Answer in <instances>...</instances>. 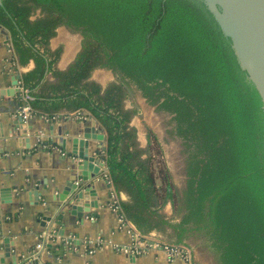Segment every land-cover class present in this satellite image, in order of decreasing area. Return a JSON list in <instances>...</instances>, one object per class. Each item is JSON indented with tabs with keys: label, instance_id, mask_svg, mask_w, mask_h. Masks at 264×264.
Wrapping results in <instances>:
<instances>
[{
	"label": "trees",
	"instance_id": "1",
	"mask_svg": "<svg viewBox=\"0 0 264 264\" xmlns=\"http://www.w3.org/2000/svg\"><path fill=\"white\" fill-rule=\"evenodd\" d=\"M32 111L87 110L105 132L118 213L141 233L170 229L171 244L204 237L219 264H264V158L242 68L202 0H2ZM82 36L68 64L57 28ZM97 68L114 73L105 83ZM138 91L171 114L185 152L175 184L154 132L131 122ZM124 193L126 198H120ZM170 203L174 216L165 211ZM170 243V242H169Z\"/></svg>",
	"mask_w": 264,
	"mask_h": 264
},
{
	"label": "crops",
	"instance_id": "2",
	"mask_svg": "<svg viewBox=\"0 0 264 264\" xmlns=\"http://www.w3.org/2000/svg\"><path fill=\"white\" fill-rule=\"evenodd\" d=\"M1 28L4 27L0 26V264H186L183 257L171 258L154 247L153 243L173 240L170 229L141 234L130 221H120L118 211L112 207L113 202L118 203V197L108 170L92 181L96 197L92 205H84L82 216L65 205L63 193L80 172L79 161L71 153L72 139L83 137L87 127L91 133L93 128H100L98 121L84 109L61 111L52 117L32 111L21 77L34 66V60L23 66L16 63L10 33L5 28L7 39ZM54 38L51 47H63L57 62L63 68L79 46L69 54L65 44L56 43ZM91 77L97 79L93 73ZM16 85H21L22 90L11 89ZM25 106L30 109L27 116L22 113ZM135 118L131 123L145 144L147 137L142 138ZM100 132L105 139L89 137L88 152L107 165L100 156L106 134L101 128ZM120 198L126 195L121 193ZM98 238L103 245L89 253L86 247L94 245ZM134 239L148 247L140 253L113 247L132 244ZM194 239L190 237L182 243L190 250L191 264H211L210 253L205 259ZM39 241L45 246L36 250V263L30 257Z\"/></svg>",
	"mask_w": 264,
	"mask_h": 264
},
{
	"label": "water",
	"instance_id": "3",
	"mask_svg": "<svg viewBox=\"0 0 264 264\" xmlns=\"http://www.w3.org/2000/svg\"><path fill=\"white\" fill-rule=\"evenodd\" d=\"M202 2L226 36L242 68L264 158V0H202ZM1 32L8 39L7 30L1 28ZM14 82L17 84L18 77ZM11 89L21 91L22 87L16 85ZM86 129L83 137L75 136L72 139L71 153L79 161L80 172L63 193L65 205H69L71 211L78 216H82L84 205L94 203L93 199L96 196L92 181L101 172L108 170L103 161L88 152V138L103 140L105 135L98 127L93 128L92 133L88 131V127ZM101 149L104 150L105 145ZM5 252L9 254L6 244ZM32 261L37 263L38 259Z\"/></svg>",
	"mask_w": 264,
	"mask_h": 264
},
{
	"label": "rangeland",
	"instance_id": "4",
	"mask_svg": "<svg viewBox=\"0 0 264 264\" xmlns=\"http://www.w3.org/2000/svg\"><path fill=\"white\" fill-rule=\"evenodd\" d=\"M54 40L56 43L60 42L63 45L65 44L70 54L79 44V34L61 26ZM93 76L99 81L105 82L113 78L114 73L107 68H98L93 71ZM128 103L133 104L140 110L135 116V119L143 134L142 138L144 136L148 137L150 131L156 134L163 149L164 161L169 167L172 178L177 187L182 188L185 183V152L183 150L181 138L173 131L174 122L171 120V114L156 110L155 106L148 103L138 91L131 95L128 99ZM165 211L169 216H174L170 203L166 204ZM194 240L200 246L205 259L208 260L210 253L211 264H219L215 255L209 250L207 241L204 237L195 238ZM164 242L169 243L167 240H164Z\"/></svg>",
	"mask_w": 264,
	"mask_h": 264
},
{
	"label": "built area",
	"instance_id": "5",
	"mask_svg": "<svg viewBox=\"0 0 264 264\" xmlns=\"http://www.w3.org/2000/svg\"><path fill=\"white\" fill-rule=\"evenodd\" d=\"M28 112H30L29 107H27V106L23 107L22 113L24 114V116H27ZM112 207L114 210L117 211L119 208L118 203L113 202ZM118 216H119L120 221L123 222L124 218L122 217V215H120L118 213ZM103 243L104 242L101 240V238H98L94 245L87 246L86 249L89 253H92L99 246H102ZM153 244H154V247L165 251L169 257L172 258L174 256L179 255V256L184 258V260L186 261V264H191V262H190L191 253H190V250L186 246H182L180 244H171V243H167V242H156ZM150 245H152V244H150ZM44 246H45L44 242L39 241L36 245L35 251L31 253L30 259L32 260V259L37 258L38 252H36V250L43 248ZM113 247L115 249L120 250V251H126V252L134 251V252L140 253V252L144 251L148 247V245H145L144 242H139V241H137V239L136 240L134 239V242H132V244H127V245L113 244Z\"/></svg>",
	"mask_w": 264,
	"mask_h": 264
},
{
	"label": "flooded vegetation",
	"instance_id": "6",
	"mask_svg": "<svg viewBox=\"0 0 264 264\" xmlns=\"http://www.w3.org/2000/svg\"><path fill=\"white\" fill-rule=\"evenodd\" d=\"M63 27H64V26H63ZM58 28H59V27H58ZM58 28H57V29H58ZM77 33L79 34V41H78V43H79L78 46H79V45H80V41H81V39H82V36H81V34H80L79 32H77ZM56 35H57V34H56ZM56 35H55V36H56ZM55 36H54V37H55ZM54 37H53V38H54Z\"/></svg>",
	"mask_w": 264,
	"mask_h": 264
}]
</instances>
